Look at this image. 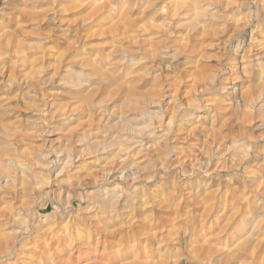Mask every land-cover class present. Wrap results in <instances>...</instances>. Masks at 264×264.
<instances>
[{"label":"clouds","instance_id":"1","mask_svg":"<svg viewBox=\"0 0 264 264\" xmlns=\"http://www.w3.org/2000/svg\"><path fill=\"white\" fill-rule=\"evenodd\" d=\"M0 264H264V0H0Z\"/></svg>","mask_w":264,"mask_h":264},{"label":"rangeland","instance_id":"2","mask_svg":"<svg viewBox=\"0 0 264 264\" xmlns=\"http://www.w3.org/2000/svg\"><path fill=\"white\" fill-rule=\"evenodd\" d=\"M93 38H95V39H102V37H100V38L93 37Z\"/></svg>","mask_w":264,"mask_h":264}]
</instances>
